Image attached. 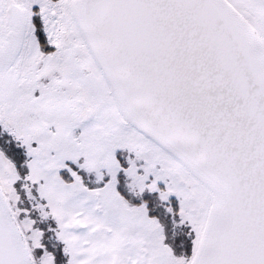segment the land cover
I'll return each mask as SVG.
<instances>
[{"label": "snow or ice", "instance_id": "obj_1", "mask_svg": "<svg viewBox=\"0 0 264 264\" xmlns=\"http://www.w3.org/2000/svg\"><path fill=\"white\" fill-rule=\"evenodd\" d=\"M0 264H264V0H0Z\"/></svg>", "mask_w": 264, "mask_h": 264}, {"label": "trees", "instance_id": "obj_2", "mask_svg": "<svg viewBox=\"0 0 264 264\" xmlns=\"http://www.w3.org/2000/svg\"><path fill=\"white\" fill-rule=\"evenodd\" d=\"M190 250H191V243H190V241L188 242V252H189V254H190Z\"/></svg>", "mask_w": 264, "mask_h": 264}]
</instances>
